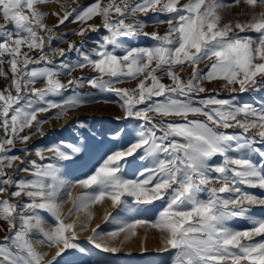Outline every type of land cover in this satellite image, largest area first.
I'll list each match as a JSON object with an SVG mask.
<instances>
[{"label": "snow or ice", "instance_id": "6c2138e0", "mask_svg": "<svg viewBox=\"0 0 264 264\" xmlns=\"http://www.w3.org/2000/svg\"><path fill=\"white\" fill-rule=\"evenodd\" d=\"M53 2L59 0H0V78L6 82L0 89V264H88L92 249L117 254L142 225L159 231L163 264H264V217L248 215L252 206L264 207V198L245 190L264 191V106L207 95L205 87L216 81L242 93L264 86V0H243L251 14L235 22H223L230 6L223 0H91L76 8L65 0L55 12L43 10ZM95 18L101 23H91ZM150 22L166 30L149 32ZM67 23L78 25L73 35L100 34L90 50L75 42L66 50L51 48L59 39L51 34ZM141 37L152 43L133 46ZM46 46L62 58L58 63ZM71 52L79 54L75 62L63 59ZM77 70L85 74L73 76ZM129 82L134 86H118ZM85 86L113 93L123 118L136 122L135 135L126 127L107 130L95 143L112 147L71 184L61 169L88 155L95 133H84L78 143L34 146L38 160L12 154H29L17 144L45 135L42 126L50 119L96 102L92 93L80 92ZM87 127L77 122L78 129ZM130 168L135 179L125 176ZM76 185L84 191L69 217L86 213L79 230L78 220L62 218L66 201L59 199L66 188L71 199ZM155 201L164 202L155 219L136 218ZM105 202L126 217L107 212L103 222L115 225L107 232L99 223L91 226V207ZM45 214L52 218L48 228ZM237 217L252 226L231 227ZM85 231L91 249L81 246Z\"/></svg>", "mask_w": 264, "mask_h": 264}, {"label": "rangeland", "instance_id": "374dc122", "mask_svg": "<svg viewBox=\"0 0 264 264\" xmlns=\"http://www.w3.org/2000/svg\"><path fill=\"white\" fill-rule=\"evenodd\" d=\"M65 0H59V2H53L50 5L44 6L43 10L49 12H55L59 10V3H64ZM70 8H76L78 5H87L91 2V0H67ZM106 2V0H105ZM223 3L230 5L225 8L222 12V20L223 22H235L237 20L243 21L248 19L251 14V9L249 6L243 3L239 5H235L232 3V0H223ZM262 9L259 6L256 8V12L258 13ZM151 16V14H150ZM143 19V18H142ZM156 19H160V17H156ZM47 23L51 26L55 23V18L51 15L49 16ZM91 23L100 24V18H95ZM78 29L77 24L67 23L66 26H61L57 33L51 34L53 37H57L59 39H54L51 45V48L55 49H67L68 44L75 42L78 46H82L83 50L88 51L93 47V41L99 38V33L90 32L85 37H80L78 35H73V30ZM151 32L154 30H158L161 34L166 30V25H153L150 22V26L146 29ZM63 33H67L66 36H62ZM252 35H255L252 33ZM133 46H147L152 43L151 40L141 37L138 40H134ZM51 48L46 46V53L52 52ZM49 59H52L55 62H59L61 57L58 54H51L48 56ZM63 59H66L71 62H75L79 59V54L75 52L68 53L67 56ZM203 67V66H201ZM85 73H82L80 70H77L72 75L79 76ZM185 77L187 76V72L183 73ZM68 79L67 76L62 77V80L66 82ZM169 81L165 80V83ZM5 81L3 78H0V89L5 86ZM37 87H43L42 84L38 83ZM120 87H133L134 82H129L123 85H118ZM205 87L208 90L207 95L218 96V98L229 99L234 98L236 103L238 104H250L255 107L264 106V86L260 87L257 91H247V92H236L230 93L229 90L224 89L222 87V82H206ZM82 93H92L95 96L96 102L89 103L84 105L78 109L69 111L63 118L61 119H50L47 123L42 126V132L45 134L41 136L39 133L35 135L27 145L17 144L16 148L27 147L30 151L29 154H24L19 151L14 150L12 154L19 155L21 159H36L38 157L35 156L34 146L43 147L50 146L53 144H57L60 142L65 143H78L80 138L84 133H87L88 136H92L95 133L94 140L91 142V147L87 156H85L82 160L77 161L76 163L65 165L61 169L60 176L61 178L71 184L76 180L84 178L85 174H90V170H94L95 167L99 165V162L102 161L104 153L107 147H112V145H97L95 141H99L101 139H106L108 136L109 129H121L128 128L135 135L136 122L129 121L124 119V113L121 109L120 105L117 101V98L113 93L104 92L100 93L96 90L92 89L90 86H85L80 89ZM204 95V94H202ZM52 99H59V97H51ZM108 101V102H105ZM55 110H53L54 112ZM53 112H49L45 115L46 117H50L53 115ZM199 119H203V117H198ZM84 122L88 126L85 129H78L77 122ZM229 132H239V129H229ZM101 133H104L102 136ZM2 135V132H0ZM126 144L125 142H122ZM119 146V145H117ZM46 157L51 156V153H45ZM219 158H217L218 161ZM51 161L46 160L45 163H49ZM139 161H137V165H139ZM28 166V165H26ZM11 172L12 170H8ZM136 168L127 169L125 172V176L128 179L136 178ZM20 178H31L30 174L20 172ZM246 191L252 192L257 196L264 198V191L260 189H249L245 188ZM69 189H65L61 192L59 199L61 201H66L62 204V218L68 217L66 222L71 223L72 221H77V229L79 230L80 225L87 221V217H81L80 213L78 215L73 214L69 217V210L73 207V200L79 196L84 189L80 188L78 185L71 187V199L68 197ZM202 198H206L207 193L201 194ZM164 202L163 201H155L153 205H148L144 207H148L152 209V211L147 213H141L136 218L145 219V220H153L155 219V213L158 212ZM97 208V222L94 224L91 223L92 227H95L96 224H101V229L104 232L112 230L115 225L112 223H104L103 217L107 212H112L115 215H118L122 218L125 217V213L123 210L117 212L116 209H113L109 202H105L103 205L97 204L91 207ZM90 209V210H91ZM83 212V211H82ZM46 215V223L45 228H48L52 223V218ZM249 216L256 217H264V207L260 206H252L251 210L248 214ZM230 226L238 229L245 230L250 228L252 225L249 222L247 217L244 218H234L230 222ZM137 236L133 237L130 241L127 242L124 250L117 254L110 253H102L99 250L92 249L90 253H88L89 260L88 264H163V257L167 254L159 253L156 249L160 246V233L158 230L152 228L150 225H142L137 228ZM90 233L85 231L82 232L79 240L81 242V246L91 249L92 246L87 242V236ZM4 233L0 232V239L3 238ZM257 240L260 238L257 237ZM142 245H146L148 248V252L142 253L140 251V247ZM39 250L47 253L46 259L50 260L52 258V252L46 246H38Z\"/></svg>", "mask_w": 264, "mask_h": 264}, {"label": "bare ground", "instance_id": "6f19581e", "mask_svg": "<svg viewBox=\"0 0 264 264\" xmlns=\"http://www.w3.org/2000/svg\"><path fill=\"white\" fill-rule=\"evenodd\" d=\"M58 32V31H57ZM56 31L54 32V33H52V34H55V33H57ZM52 54V52H47V55L49 56V55H51ZM92 213H93V218H92V220H91V223H95V222H97V208H92L91 210H90ZM80 216L81 217H85L86 216V213H84V212H82L81 211V213H80Z\"/></svg>", "mask_w": 264, "mask_h": 264}]
</instances>
